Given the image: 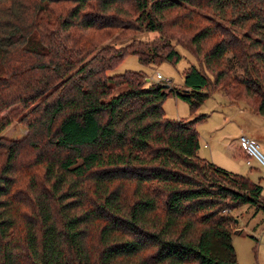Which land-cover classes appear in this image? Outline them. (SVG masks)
<instances>
[{
	"label": "trees",
	"instance_id": "1",
	"mask_svg": "<svg viewBox=\"0 0 264 264\" xmlns=\"http://www.w3.org/2000/svg\"><path fill=\"white\" fill-rule=\"evenodd\" d=\"M194 9L244 33L196 31L190 43L201 68L183 70L176 96L194 111L216 91L210 82L226 85L215 66L230 53L237 63L250 59L244 72L255 77L242 83L262 86L264 115V0H0V112L25 109L28 131L0 142V264H238L236 221L226 212L264 211L262 187L198 156L195 124L204 115L166 118L167 86L145 85L140 71L107 74L128 54L145 66L175 64L180 54L167 45L103 46L84 61L86 47L66 42L73 28L160 32L166 13L181 10L192 22ZM23 145L36 169L20 198L11 176Z\"/></svg>",
	"mask_w": 264,
	"mask_h": 264
},
{
	"label": "rangeland",
	"instance_id": "2",
	"mask_svg": "<svg viewBox=\"0 0 264 264\" xmlns=\"http://www.w3.org/2000/svg\"><path fill=\"white\" fill-rule=\"evenodd\" d=\"M70 6L71 4H66L67 8ZM195 11L199 13V17L192 18V22L181 10L166 13L160 32H149L143 28L131 31L118 29L109 32L73 28L69 31V40L66 42L73 50L86 47L87 50L83 49V51H88V53L84 61L95 55L103 46L115 49L127 48L131 51V49H143L146 44L148 46L167 45L170 49L176 50L181 58L175 64L162 61L145 66L139 63L135 55L128 54L113 69L108 70L107 74L110 76L122 74L128 70L140 71L144 74L145 85L157 83L167 86V97L162 103L166 118L191 120L200 114L204 115V118L195 124L199 139L198 156L227 172L246 176L252 182H258L262 187V196H264V168L255 161H252L251 166L245 165L238 142L239 135L245 134L256 142L258 141L260 151L264 154V115L257 111L263 88L252 83L251 80H248L247 86L242 83L245 79L255 77L251 71L244 72L243 67L250 64V59L241 58L237 63L236 59L227 53L223 58V64L219 67L215 66V72L222 71L220 82L225 81L226 85L214 89L213 83L210 82L207 91L209 93L216 91L210 93L194 111L190 109L187 101L175 94L183 89V70L190 65L200 67L203 61L202 54L197 55L190 43V38L196 31L204 27L216 29V33H221L219 30H222L225 32L223 34L225 39L230 38V32L244 33L242 28L219 21L210 13ZM134 19V16L128 18L130 23L134 22ZM175 19L177 23L172 25ZM246 34L254 37L252 34ZM212 43L213 40L205 43L203 50L206 51ZM212 67L214 68V64ZM203 69L207 75H215V72H211L205 65ZM156 74H160L161 78L157 79ZM258 77L264 82V67L260 68ZM123 89L122 85L114 87L111 95ZM227 95L230 96L231 102ZM25 111L14 104L0 112V118L3 119L0 124L3 127L0 131V142L24 140L28 132L23 121ZM33 161L30 150L23 145L11 176L14 181L13 194L15 197L22 198V191L30 175L36 169ZM226 214L236 221L233 225L235 229L231 234L236 262L238 264H264V211L253 205L244 204L233 208Z\"/></svg>",
	"mask_w": 264,
	"mask_h": 264
},
{
	"label": "built area",
	"instance_id": "3",
	"mask_svg": "<svg viewBox=\"0 0 264 264\" xmlns=\"http://www.w3.org/2000/svg\"><path fill=\"white\" fill-rule=\"evenodd\" d=\"M156 78L160 79L161 75L156 74ZM238 142L244 153L245 165L251 166L252 161H255L260 167L264 168V154L260 151L258 142L245 134L239 135Z\"/></svg>",
	"mask_w": 264,
	"mask_h": 264
},
{
	"label": "crops",
	"instance_id": "4",
	"mask_svg": "<svg viewBox=\"0 0 264 264\" xmlns=\"http://www.w3.org/2000/svg\"><path fill=\"white\" fill-rule=\"evenodd\" d=\"M252 138H254V137H252ZM258 142V141H257ZM240 152L242 153V155H243V157H244V153H243V151H242V149L240 148ZM258 183V182H257ZM259 184V183H258Z\"/></svg>",
	"mask_w": 264,
	"mask_h": 264
},
{
	"label": "water",
	"instance_id": "5",
	"mask_svg": "<svg viewBox=\"0 0 264 264\" xmlns=\"http://www.w3.org/2000/svg\"><path fill=\"white\" fill-rule=\"evenodd\" d=\"M148 79H146V81H147ZM183 91H186V89H184Z\"/></svg>",
	"mask_w": 264,
	"mask_h": 264
}]
</instances>
